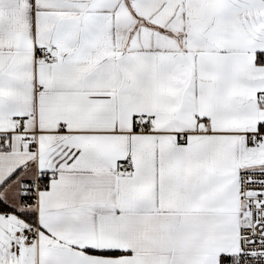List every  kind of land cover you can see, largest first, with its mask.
Masks as SVG:
<instances>
[{"label": "snow or ice", "instance_id": "snow-or-ice-1", "mask_svg": "<svg viewBox=\"0 0 264 264\" xmlns=\"http://www.w3.org/2000/svg\"><path fill=\"white\" fill-rule=\"evenodd\" d=\"M0 264H264V0H0Z\"/></svg>", "mask_w": 264, "mask_h": 264}]
</instances>
